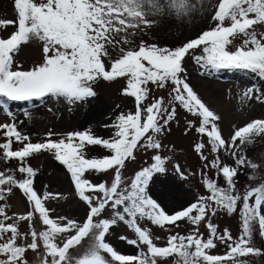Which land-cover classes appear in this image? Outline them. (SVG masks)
<instances>
[{
    "label": "snow or ice",
    "instance_id": "obj_1",
    "mask_svg": "<svg viewBox=\"0 0 264 264\" xmlns=\"http://www.w3.org/2000/svg\"><path fill=\"white\" fill-rule=\"evenodd\" d=\"M195 9L190 0H14L16 19H0V29H15L0 35V112L7 117L0 121V161L18 162L15 168L0 170V264H28L29 251L42 252L40 264H167L170 257L174 264H249L240 258L264 256V247L256 246L254 239L258 232L264 240V183L243 192L237 187L241 168H258L242 154V147L264 135V120H253L225 137L221 117L194 91L185 67L186 57L191 56L201 74L242 70L264 81V33L254 28L264 25V0H219L211 17L214 26L182 46L160 47L141 40L135 48L120 47L115 59L109 52L110 47L131 44L136 30L151 27L155 21L150 16L166 12L183 16ZM237 38L242 39L239 46L234 45ZM33 40L42 43L43 59L24 69L15 57ZM197 49L201 54H196ZM118 79L126 80L121 95L134 99V110L109 117L110 122L101 126L110 130L107 138L91 127L66 133L49 129L33 142L21 130L24 120L17 121L8 103L36 107V102L54 98L72 106L97 97L98 81ZM169 84L167 103L163 96L148 102L150 85L164 89ZM253 96L264 99V88L248 87L241 100ZM178 107L196 118L187 121L184 135L194 129L201 137L193 151L201 161L199 174L206 194L169 211L154 198L152 185L168 172L172 156L161 152L166 147L173 151L174 146L164 145L162 138L171 133ZM22 111L26 119L32 118L29 109ZM94 146L106 154L91 155ZM141 150L153 151L152 162L125 176L126 162L135 161ZM43 153L68 173L72 194L85 206L82 221L53 215L56 209L48 202L67 196L36 189L39 170L29 158ZM221 153L233 157L234 164L226 163ZM172 168L180 180L195 174L178 162ZM98 174H111V179H94ZM17 191L27 204L23 212L10 211L8 201ZM237 213L242 223L237 238L213 222L221 214ZM146 222L170 232L165 244H157L160 237ZM181 222L191 226L187 234L175 231ZM120 223L134 233V238L120 239L136 248L135 254H123L107 240ZM86 239V250L74 254ZM221 246L226 251L217 254Z\"/></svg>",
    "mask_w": 264,
    "mask_h": 264
},
{
    "label": "rangeland",
    "instance_id": "obj_2",
    "mask_svg": "<svg viewBox=\"0 0 264 264\" xmlns=\"http://www.w3.org/2000/svg\"><path fill=\"white\" fill-rule=\"evenodd\" d=\"M218 2L219 0H190V3L196 5L195 11L190 14L178 16L174 12H166L163 15L150 16L149 19L155 21L151 27L143 29V31L136 30V35L130 37L131 44H122L116 48L110 47L109 52L115 59L120 55V47L135 48L140 44L141 40L148 44H157L160 47L175 48L182 46L189 40L197 38L203 31L209 30L210 27L214 26L211 17L214 15ZM0 19H16L14 0H0ZM226 23L228 22L226 21ZM254 28L258 34L264 33V25H256ZM14 30L13 26H9L6 31L0 29V35L6 36ZM240 43H242L241 38H237L234 41L235 46H239ZM196 54H201V49H197ZM15 59L24 69H29L35 64L42 62V43L33 40L23 45ZM185 67L187 69L188 81L194 91L198 87H206L210 82H219L221 84L220 90L214 94L218 100L226 103V111L232 115L236 112H241L247 117V119L241 121L242 123L238 121L240 118H232L228 123L227 133H223L225 137H228L235 129L243 127L253 120L264 118V99L257 100L253 96L251 99L241 100L245 90L253 85L252 80L247 74L237 70H222L219 73L209 74L205 72L201 74L202 69L194 62L191 56L186 57ZM125 82V79H118L114 82L100 80L94 85L95 91L98 94L97 97L72 106H69L63 100L57 102L54 98L47 99L43 103L36 102V107H31L24 102L8 103L11 110L16 114L17 121L24 120V124L20 126L21 130L29 134L33 142L42 139L44 133L49 129L55 132L66 133L76 130L82 131L91 127L94 132L107 138L110 130L101 126L110 122L109 117H114L120 111L128 112L134 110V99L121 95V89L125 86ZM150 87H152V92L149 97V103L152 102L153 98H159L160 96L165 97V102L167 103L172 87L171 84L164 89H159L151 85ZM261 88H264V82ZM204 102L207 104L206 100ZM117 105L120 107L117 108ZM26 108L31 111V119H26L23 115L22 110ZM177 112L176 121L179 123L177 124L176 121H173L171 133L162 138L164 145L174 146L173 151H169L166 147L161 152L162 156H172V159L167 164L168 172L157 176L154 185H152L154 198L158 199L169 211L186 206L188 203L194 201L199 194H206L202 177L199 174L201 161L193 151V144L198 142L201 137L194 129L188 135H184L187 121L195 120L196 118L179 107L177 108ZM6 119L7 117L0 112V121ZM0 139H2V136H0ZM14 147H19V145H14ZM90 154L93 156H102L106 154V151L99 146H94L90 148ZM242 154H245L251 163L258 165V168L255 170L250 167L240 169V174L237 178V187L241 192L245 191L248 187H255L264 183V135L255 136L252 143L244 145L242 147ZM152 155V150L138 151L135 161L126 162L127 168L124 171V175L130 177L139 168L146 166L145 162L150 164L152 162ZM221 158L226 163L234 164V158L226 153H221ZM176 162L180 163L182 167L191 169L195 174L189 176L188 180L178 179L173 174L172 168L173 163ZM17 163V161H11L5 164L3 161H0V170H3L5 167L15 168ZM29 163L39 170L35 179V187L41 194L44 190H47L53 193H60L61 197L67 196V199L58 197L57 200L48 202L49 207L56 209L53 215H66L82 221L85 216V206L72 194L73 186L64 167L55 162L53 157L48 153L38 154L29 158ZM212 173H214V170L209 175H212ZM253 175L255 178H250ZM93 178L96 180H110L111 174H98ZM220 183L222 185L224 184L222 178ZM45 185H47V189H45ZM16 194L21 199V207L23 210L21 211L15 207L11 197L8 201L11 205L10 211L23 212L27 209L25 198L19 191ZM213 222L219 226L220 230L228 228L234 238H237L240 234L242 223L238 213L231 216L221 214L215 217ZM35 226L37 228L41 227L38 221ZM145 226L152 230L154 236L160 237V240L156 241L158 245L166 243L167 236L170 234L169 231L161 230L157 226L151 225L150 222H146ZM24 227L26 228V224ZM190 229V225L181 222L180 227L175 229V231L181 234H187ZM201 231L206 234V230L203 227ZM121 236L134 238V233L126 225L120 223L118 226H114L107 240L121 253L135 254L137 249L121 240ZM254 239L256 246L264 247V240H261L258 232L255 234ZM88 245L89 240L86 239L82 242L79 249L73 250L74 254L77 252L82 253ZM225 251L226 249L223 246L215 250L217 254H223ZM41 255L42 252L33 253L29 251L26 254L28 264H40ZM106 258L110 259V257ZM240 259L248 261L249 264H264V256H248L241 257ZM167 264H174V258H168Z\"/></svg>",
    "mask_w": 264,
    "mask_h": 264
},
{
    "label": "bare ground",
    "instance_id": "obj_3",
    "mask_svg": "<svg viewBox=\"0 0 264 264\" xmlns=\"http://www.w3.org/2000/svg\"><path fill=\"white\" fill-rule=\"evenodd\" d=\"M200 86V84H199ZM220 86L221 84L219 82H210V84H208L206 87H198L196 88L197 93L199 94V96L201 97V99L204 101L206 100L207 105L213 109L214 111H216V113L221 117L219 124L223 130V133L226 134L227 133V129H228V123L230 120H232V118H237L239 119V123H242L241 121L247 119V117H245L241 112H236L234 113V115H232L230 112L226 111V103L224 101H220L216 98V95L214 93H218L220 90ZM218 91V92H217ZM243 115V116H242ZM242 119V120H241ZM12 203L15 205V207L19 210H23V208L21 207V199L18 196V194H16L15 196L12 197Z\"/></svg>",
    "mask_w": 264,
    "mask_h": 264
},
{
    "label": "trees",
    "instance_id": "obj_4",
    "mask_svg": "<svg viewBox=\"0 0 264 264\" xmlns=\"http://www.w3.org/2000/svg\"><path fill=\"white\" fill-rule=\"evenodd\" d=\"M237 71L242 72L244 74H247L248 77H250V79L252 80L253 85L256 84V85H259L261 87L262 83L264 82V81H260L257 77L254 76V74H251L249 72L242 71V70H237ZM125 85H126V82H125ZM262 120H264V118H262ZM237 143H239V142H237Z\"/></svg>",
    "mask_w": 264,
    "mask_h": 264
}]
</instances>
